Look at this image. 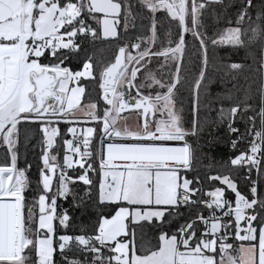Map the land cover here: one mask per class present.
Here are the masks:
<instances>
[{
	"label": "snow or ice",
	"instance_id": "obj_1",
	"mask_svg": "<svg viewBox=\"0 0 264 264\" xmlns=\"http://www.w3.org/2000/svg\"><path fill=\"white\" fill-rule=\"evenodd\" d=\"M139 6L149 14L148 35L129 37L114 61L93 65L83 38L127 36L131 0H0V264H264V0ZM209 8L225 25L211 35ZM157 13L169 25L162 36ZM222 46L258 62L256 88L211 98L209 50ZM211 59L221 83L247 67L215 53ZM89 78L100 94L82 104ZM213 102L235 137L234 154L201 176L188 137L202 129L199 111ZM237 117L243 133L233 126ZM22 127L25 144L36 138L40 148L35 181L31 163L19 165ZM69 196L63 208L59 201ZM87 202L98 209L96 220L69 232L70 210ZM145 226L155 230L150 239Z\"/></svg>",
	"mask_w": 264,
	"mask_h": 264
},
{
	"label": "trees",
	"instance_id": "obj_2",
	"mask_svg": "<svg viewBox=\"0 0 264 264\" xmlns=\"http://www.w3.org/2000/svg\"><path fill=\"white\" fill-rule=\"evenodd\" d=\"M227 2V0H225ZM133 4V8L131 9L134 19L130 20V26L127 33V36L121 35L119 41L114 38H107L100 36L96 40H91V37H84V45L83 48L87 50V53L92 56L93 65L98 64H106L110 61H114L115 52L117 50V46L122 44L124 40L129 37L135 39L137 36L148 35L147 29L150 26V21L147 19L149 15L146 10H143L139 6V0H131ZM158 22L163 24V28L161 29V36L163 35V31L166 30L169 25L166 20L163 19L162 13H157ZM205 24L208 27L209 35L212 34L213 30L217 27H224L225 25L220 22L218 23L212 15V8L208 9V12L205 16L204 20ZM134 25V27H133ZM96 27V25H93ZM159 27V23H158ZM120 32L123 33V26L120 27ZM91 41V42H89ZM189 41H191V37H189ZM195 52V48L189 45L188 56L191 57L192 53ZM215 55L224 59L226 63H242L246 65L245 69L236 74L235 78L224 77V82L221 83V74L216 72L215 68L212 66V56ZM81 57H83L84 52L81 51ZM258 55V54H257ZM209 67H208V77L209 79L205 81L207 85L208 92L211 93V98L217 96V94L224 93L227 91H231L237 95H243V89L248 87L256 88L258 86L259 79V64L254 63L251 58H247L245 51L243 49L234 50L229 46H222L217 49L209 50ZM75 64V60L73 61ZM155 66V65H153ZM194 68L198 69V61L194 63ZM99 74V68H97L96 75ZM83 79V78H82ZM87 85V97H81V103L87 104L90 100H95L99 96V82L98 80L89 78L84 81ZM133 95L134 91L131 90ZM183 96L185 97V102L182 105L183 118L186 123V126L191 127V122L193 119L192 113V105H191V97L187 89L184 90ZM210 97H204V103L209 104ZM257 105L259 104V99L257 97L256 101ZM225 107L229 105L225 103ZM103 107V104H101ZM177 107H181L180 104H177ZM220 107L218 103H211L207 108H201L199 111V121L203 125L202 129H198V134L196 136L188 137V141L194 149L195 161L193 163V167L199 170V174L204 176L205 174H215L217 170V166H223L224 162L229 159L230 156L234 154L233 148L231 146L230 140L235 137L230 136L227 132V123H221L217 112ZM258 110V107H257ZM251 114V113H249ZM89 126H94L93 124H87ZM240 129V132L243 133L245 129L244 122L237 117L236 121L233 125ZM62 131L66 133V128L61 125ZM70 134H66L64 138L68 139ZM98 136L96 137L98 145ZM62 143V141H61ZM36 145V147H34ZM244 145H241L243 147ZM2 149H0V153H2ZM19 152H20V160L19 165L21 167L25 166L26 162L31 163V170L29 175L32 177L33 181L38 178V170L37 165L41 163L39 160L40 148L37 145L36 138H30L25 144V132L23 127L21 128V135L19 141ZM63 158V150L60 151V159L62 162ZM209 168L211 170H209ZM255 175V173H253ZM95 178V177H94ZM98 184V178H97ZM35 185L33 184V187ZM241 188H243V184H241ZM72 202V197L69 196L65 200L59 201V204L63 208H69V205ZM98 209H95L92 202H87L83 208H72L70 210V215L73 217L72 223L69 227V232L73 229L76 232H79V229L82 225H86L91 228L93 222L96 220ZM104 211H108L107 208ZM181 211H185L182 207ZM144 231L147 233V238H152L156 233L155 230L145 226Z\"/></svg>",
	"mask_w": 264,
	"mask_h": 264
},
{
	"label": "rangeland",
	"instance_id": "obj_3",
	"mask_svg": "<svg viewBox=\"0 0 264 264\" xmlns=\"http://www.w3.org/2000/svg\"><path fill=\"white\" fill-rule=\"evenodd\" d=\"M76 85L75 84H70V88L71 87H75ZM129 113H125V115H128ZM131 115V119H130V122H132V123H134L135 121H136V115H135V113H131L130 114ZM84 127H89V125H87V124H85V125H83ZM76 127H77V131H79L80 130V127H81V125H76ZM70 136H72L71 134H70Z\"/></svg>",
	"mask_w": 264,
	"mask_h": 264
},
{
	"label": "built area",
	"instance_id": "obj_4",
	"mask_svg": "<svg viewBox=\"0 0 264 264\" xmlns=\"http://www.w3.org/2000/svg\"><path fill=\"white\" fill-rule=\"evenodd\" d=\"M131 90H133L134 91V94H135V89H131ZM100 94V93H99ZM68 139H72V136H69V138ZM100 137L98 138V145H97V151H99V149H100ZM81 147H82V145H81ZM115 163H117V164H122L123 162H120V161H117V162H115Z\"/></svg>",
	"mask_w": 264,
	"mask_h": 264
},
{
	"label": "water",
	"instance_id": "obj_5",
	"mask_svg": "<svg viewBox=\"0 0 264 264\" xmlns=\"http://www.w3.org/2000/svg\"><path fill=\"white\" fill-rule=\"evenodd\" d=\"M125 91H128L127 86H125ZM127 113V112H126Z\"/></svg>",
	"mask_w": 264,
	"mask_h": 264
}]
</instances>
